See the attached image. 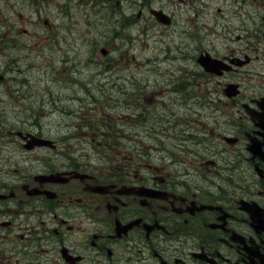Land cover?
<instances>
[{
  "label": "flooded vegetation",
  "instance_id": "1",
  "mask_svg": "<svg viewBox=\"0 0 264 264\" xmlns=\"http://www.w3.org/2000/svg\"><path fill=\"white\" fill-rule=\"evenodd\" d=\"M144 1L138 18L160 9L169 25L149 18L165 30L176 23L166 8L186 4L200 51L216 60L215 71L202 67L201 98L176 103L200 111L208 144L197 151L156 138L158 119L161 131L174 126L173 100L151 92L145 102L136 75L121 83L136 99L122 101L123 122L106 123L103 138L85 125L94 121L87 107L76 133L65 132L70 141L60 128L51 135L0 118V264H264V0ZM54 101L58 109L62 97ZM185 122L183 139L194 130ZM16 131L54 145L16 153ZM81 144L107 153H63Z\"/></svg>",
  "mask_w": 264,
  "mask_h": 264
},
{
  "label": "rangeland",
  "instance_id": "2",
  "mask_svg": "<svg viewBox=\"0 0 264 264\" xmlns=\"http://www.w3.org/2000/svg\"><path fill=\"white\" fill-rule=\"evenodd\" d=\"M103 2L0 0V72L4 75L0 81V118L12 123L24 121L27 126L39 124L51 135L60 128L62 131L58 135L70 141L73 139L66 136L75 134L77 124L83 122L72 119L78 115L71 117L68 112H62V108L88 107V113L94 114V121L85 125L94 130V136L105 137L104 126L98 118L107 123L118 118L117 107L109 106L114 104L113 100L118 104L121 100L126 104L133 102L135 96L123 93L121 83H127L123 76L136 75L140 77L138 85L143 86H140L142 96H139L141 99L145 96V102L149 101L151 92L162 103L173 100L169 118L174 126L161 131L163 119H158L159 126L153 131L156 132L153 135L158 134L156 138L163 142L192 144L190 148L197 151L207 145L209 137L202 132L200 111L191 105L176 104L179 99L183 100V95L198 92L199 99L202 95V69L195 62L201 50L202 33L186 24L191 16L187 5L174 2L166 8L174 14L176 23L165 30L153 24L147 11L142 19L135 17L138 0H111L115 3V8H111L112 17L120 11L125 14L119 33L112 26L113 19L108 29L99 24V14L106 7ZM34 3L38 5L35 7ZM182 27L189 31L190 37L189 34L178 35ZM101 46L109 50L104 56L99 52ZM184 79L193 83L184 84ZM183 85L187 90L180 91ZM6 94H11L12 98H6ZM99 95L98 100L92 99ZM57 96L62 97V101L55 109ZM84 102L86 105L80 106ZM104 106L107 108L102 110ZM188 117L189 126L194 130L182 139L186 135ZM2 132L0 128V134ZM12 147L19 154L28 152L20 146ZM95 149L101 150L100 155L107 153L103 145ZM95 149L86 144L63 145V153L72 151L71 154L87 156L88 160L96 154Z\"/></svg>",
  "mask_w": 264,
  "mask_h": 264
},
{
  "label": "water",
  "instance_id": "3",
  "mask_svg": "<svg viewBox=\"0 0 264 264\" xmlns=\"http://www.w3.org/2000/svg\"><path fill=\"white\" fill-rule=\"evenodd\" d=\"M153 14L155 15V17H157L158 20L162 21V22H165L166 19H165V16L163 15V13L161 11H153ZM197 61L199 63H202V55L198 56L197 58ZM44 140H40V139H35V142L37 144H41Z\"/></svg>",
  "mask_w": 264,
  "mask_h": 264
}]
</instances>
